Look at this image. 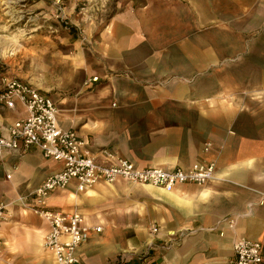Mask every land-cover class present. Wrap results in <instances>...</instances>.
Wrapping results in <instances>:
<instances>
[{"label": "crops", "instance_id": "obj_1", "mask_svg": "<svg viewBox=\"0 0 264 264\" xmlns=\"http://www.w3.org/2000/svg\"><path fill=\"white\" fill-rule=\"evenodd\" d=\"M97 46L80 78L45 91L59 125L99 162L107 147L142 167L213 161L215 175L168 191L121 176L55 188L46 207L101 227L76 247L80 261L226 264L235 239L264 243V0H141L114 12ZM23 114L0 107V128ZM60 165L35 148L0 153V264H56L46 220L18 198ZM171 233L170 248H151Z\"/></svg>", "mask_w": 264, "mask_h": 264}, {"label": "built area", "instance_id": "obj_2", "mask_svg": "<svg viewBox=\"0 0 264 264\" xmlns=\"http://www.w3.org/2000/svg\"><path fill=\"white\" fill-rule=\"evenodd\" d=\"M98 79L97 76L87 77L86 83ZM16 103L21 104L25 114L0 128V153L22 154L35 148L44 157L61 164L55 172L46 175L38 187L18 198L21 205L33 209L46 220L49 227L42 241L56 264H84L76 256V247L86 241L91 230L98 232L101 227L86 223L77 210L67 212L46 207L44 199L55 188H65L74 182L75 189L82 191L100 180L112 181L121 176L134 183L155 185L168 191L184 182L200 185L215 175L213 161L199 160L187 167L174 165L167 169L142 167L115 155L107 147L99 151L104 159L99 162L96 155L84 147L74 127L59 125L57 105L51 96L23 78L0 76V107L12 109ZM7 213L6 204L0 202V221L7 218ZM150 232L156 233L157 226H151ZM171 234L166 240L154 241L151 248H170L175 241ZM3 251L4 242L0 237V257ZM232 252L226 264H264V243L260 241L239 237L233 242Z\"/></svg>", "mask_w": 264, "mask_h": 264}, {"label": "rangeland", "instance_id": "obj_3", "mask_svg": "<svg viewBox=\"0 0 264 264\" xmlns=\"http://www.w3.org/2000/svg\"><path fill=\"white\" fill-rule=\"evenodd\" d=\"M140 1L0 0V76L47 93L73 83L114 12Z\"/></svg>", "mask_w": 264, "mask_h": 264}]
</instances>
